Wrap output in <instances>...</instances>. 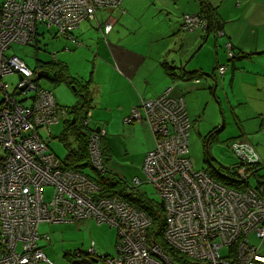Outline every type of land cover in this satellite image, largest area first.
I'll use <instances>...</instances> for the list:
<instances>
[{"label":"built area","instance_id":"1","mask_svg":"<svg viewBox=\"0 0 264 264\" xmlns=\"http://www.w3.org/2000/svg\"><path fill=\"white\" fill-rule=\"evenodd\" d=\"M124 0H4L0 12V78L18 73L15 91L0 82L4 97L0 104V264H53L38 241L41 223L78 222L92 218L116 228L117 255H96L94 244L77 257L98 258V264H176L165 250L151 241L153 222L144 210L118 196H102L97 180L78 170L62 168L50 151L54 125L68 118L54 92L37 83L36 73L9 50L14 44L29 45L37 40L38 26L55 29V36L73 38L86 21L100 10L118 9ZM264 2V0H263ZM181 29L204 35L208 20L201 14H185ZM115 21L106 18L105 40ZM219 36L222 32H218ZM228 59L235 53L227 44ZM228 65H219L221 76ZM199 82V79H196ZM172 88L156 98L141 97L125 122H144L154 136L155 146L145 157L143 179L136 177L132 188L152 184L164 202V241L195 264H264V183L257 168L262 158L253 143L233 141L230 148L239 159L230 170L249 185L238 190L196 170L189 156L192 125L184 97H173ZM18 92V93H16ZM33 92L30 103L27 95ZM19 97L22 99L20 100ZM88 112L83 125H91ZM90 135L89 161L94 171H107L102 151L105 131ZM252 177L258 185L251 184ZM51 189L47 198L46 189ZM253 238L261 240L259 245ZM82 251V252H81ZM96 264V263H95Z\"/></svg>","mask_w":264,"mask_h":264},{"label":"crops","instance_id":"2","mask_svg":"<svg viewBox=\"0 0 264 264\" xmlns=\"http://www.w3.org/2000/svg\"><path fill=\"white\" fill-rule=\"evenodd\" d=\"M141 1L144 0H124L118 9L100 10L95 20L84 22L73 33V38H64L65 52H71L72 44L82 47L83 43H89L87 52L94 54L96 60L95 73L89 79L72 73L67 62L62 61L63 56L59 52L57 55L61 59L57 62L74 78L90 81L94 100L88 112L97 124L94 127L105 131L102 148L106 160L111 159L112 165L119 161L137 167L144 164L146 154L155 146L154 136L144 122L126 123L125 119L141 97L156 98L170 87L173 97H184L191 133L202 141L208 139L211 145L215 140L223 142L224 124L220 127V123L224 120L227 124L228 112L235 114L239 107L241 116H235L240 133L231 134L228 140L252 143V137L247 135L255 130L246 122L264 129L263 0H206L209 13L222 32L219 36L212 29L207 37L199 30L187 33L181 29L185 14L202 11L201 0H172L175 6L168 9L181 15L177 23L169 16L170 11L163 16V10L157 12L154 8L132 20ZM109 16L115 24L107 41L102 28ZM162 19L166 23L162 24ZM227 44L237 56L231 62ZM219 65H228L223 76L217 71ZM213 75L218 76L217 83ZM55 96L57 103L62 104L61 95L56 92ZM2 99L0 96V104ZM257 150L263 153L260 147ZM141 174L144 177L142 171Z\"/></svg>","mask_w":264,"mask_h":264},{"label":"rangeland","instance_id":"3","mask_svg":"<svg viewBox=\"0 0 264 264\" xmlns=\"http://www.w3.org/2000/svg\"><path fill=\"white\" fill-rule=\"evenodd\" d=\"M3 1L4 0H0V5L1 3H3ZM127 1L129 0H125V2ZM171 6H175L172 0L141 1L140 6H136L133 11L132 20H136L137 18H139V15L141 13L145 15L146 13L152 12V8L157 9V12L163 10V16H166L167 12L170 11L168 8ZM169 16H172L173 20L176 23L179 22V19L181 17V15L174 12H171ZM157 20H159V18H157ZM162 20V24L166 23L164 22L165 19ZM54 33L55 29H48L45 26H38L37 40L34 43H31L29 45L14 44L12 48H10L9 53L16 54L21 57L25 61V63L34 70L37 67L38 61L57 62V60H61L57 57L59 52V54L64 58L62 59V61L64 60L65 62H67L72 73L78 75L76 73L78 72L86 79H89L91 76H93L96 68V60L94 54L87 52V50L89 49V43H83L82 47H77L76 44H72L70 46L71 52H68V50H66L65 52L64 48L66 40H64V37H54ZM102 39L101 41L105 43V40ZM109 40L110 37L108 36L107 41ZM35 44H37L38 47H35ZM19 79L20 75L18 73H14L11 75L2 76L0 78V82L8 83L10 86L9 91L11 93L15 91ZM39 84L44 88L52 90L55 94L56 92L59 93L61 95L60 99L62 98V104L64 106L71 107L73 104H76L77 98L73 92L75 89L68 86V84H53L47 79H40ZM32 95L33 92L28 93L27 98L29 99H27V103H30V97ZM0 96H2V98L4 97V93L1 91ZM19 99L21 100L22 98L19 97ZM62 104L60 103L61 106H63ZM237 110H235V114H233L231 111L228 112L230 120H228L227 124H225L224 120L220 123V127L224 124L222 134V136H224L222 138L223 142L215 140L211 145L209 144L208 139L204 142L201 138L191 133L192 135L190 136L189 150L191 160L196 170L203 169L206 171L209 168H213L215 166L219 170H225L231 168L233 164L239 162V159L233 154L230 148L233 140H228L229 138H231L228 137L231 134L240 133L239 123L236 121V116H241L242 109L238 107ZM91 125L97 126L94 119L91 121ZM246 125L255 130V132L248 134L247 136L252 137L251 140L255 143L256 147H260L263 152L260 153L257 150L262 158V168L258 171V176L264 183V129H257L251 121L246 122ZM64 127L65 120L62 119L59 124H56L52 127L50 135L48 134L47 130H42L44 138L50 139V151L54 153L59 159H65L67 156V151L77 146V142L69 132L65 133L67 136V140L62 141L60 137L64 131ZM104 127H106V125H104ZM2 155H4V149L0 146V156ZM209 163H213L215 166L209 165ZM105 165L107 170L109 172L111 171V174L126 180L130 187L134 185L133 180L135 176H140V178L143 179V176L141 174V171L143 173V165H138L137 167L136 165H127L122 161H119V164L116 162L114 163V165H112L111 159L106 160ZM83 172L88 175L91 174L93 177L98 178L97 174L89 166L85 168ZM250 181L253 186L258 185L256 178L252 177ZM139 190L143 193H146L150 200L157 203L161 201L158 192L152 184H143L139 186ZM46 195L47 198L50 197V188L46 189ZM38 230L40 235H49V240L42 238L38 241V243L46 250V255L49 256V258L53 261V264H75L74 261L79 257L77 259H74L73 262H66L63 259H67V255H73L75 251H77V253H79L80 250L87 252L91 248L92 244H94L97 252L96 255L98 257L117 255L118 234L116 228L110 226L107 223L99 225L92 218L78 222L41 223ZM252 243L259 245L261 243V240L253 238ZM262 246V253L264 254V242L262 243Z\"/></svg>","mask_w":264,"mask_h":264},{"label":"trees","instance_id":"4","mask_svg":"<svg viewBox=\"0 0 264 264\" xmlns=\"http://www.w3.org/2000/svg\"><path fill=\"white\" fill-rule=\"evenodd\" d=\"M201 1L203 2V9L199 14L205 17L208 20V24H209L208 32L207 34L204 35V37L205 36L207 37L212 29H215L218 35L219 29L216 26L215 21H213L212 19L213 17L209 13V6L206 0H201ZM0 10H1V5H0ZM35 47H38L37 44H35ZM236 57L237 56H234V58L231 61H233ZM165 65L169 67L168 64ZM34 71L35 72L47 71L50 73H56L55 80L54 82H52L53 84L65 83L68 84V86L73 87L75 89L73 92L77 98V102L72 107H64L68 111L69 117L65 121L64 131L60 138L62 139V141H66L67 136L65 133L69 132L76 139L77 146L75 148L69 149L67 151L66 158L65 159L60 158V160L63 169L78 170L84 173L83 171L85 168H87L88 166L91 167V163L89 161L88 143H89L90 135L94 130L92 129L93 128L92 126H88L86 128V126H84L82 123L83 119L87 116L90 107H92V103L94 100L93 88L91 87L90 81L84 82L79 80L78 78H74L71 74H69L65 66H62L56 61H54V63L38 61L37 67L34 69ZM36 81L37 83H39V80ZM71 112L75 117L74 124H71L72 122ZM236 140H243V139H236ZM103 155L106 163V156L104 154V151H103ZM209 165H214V164L209 163ZM258 165H262V163ZM258 169L260 170L261 167L259 166L257 170ZM206 171H208V174L213 179L223 183L225 186L236 188L238 190H243L249 187L247 183L242 182L240 179H238V177H236L237 175L235 174L236 171L235 170L232 171L230 170V168L225 170L223 169L219 170L215 166L213 168H209ZM94 172L97 174L98 178L93 177L91 174L89 175L86 173L84 174L98 181V183L102 186V190H103L101 192L102 196L121 197L126 202L133 204L139 209L144 210L148 213V215L150 216L153 222V226L152 228H150V232H149L151 241L159 244L165 250V252L169 254V256L173 259V261L176 264H195L194 261L190 260L189 258L182 256L176 251L174 252V249H172V247L169 246L164 241L162 237V231L164 229V214H163L164 211L160 205V202L157 203L155 201L150 200L146 193L141 192L138 188L130 187L129 184L124 179H121L113 174H108V171H106L104 175L96 171ZM76 253L77 251H75L73 255L68 254L66 258H68V260L73 262L75 257L76 259L78 258L76 256Z\"/></svg>","mask_w":264,"mask_h":264},{"label":"water","instance_id":"5","mask_svg":"<svg viewBox=\"0 0 264 264\" xmlns=\"http://www.w3.org/2000/svg\"><path fill=\"white\" fill-rule=\"evenodd\" d=\"M219 30H221V26L219 27ZM213 76H215V75H213ZM55 77H56V73H50L47 71H37L36 79L37 80L47 79L48 81H50L52 83V82H54ZM20 78H21V76H20ZM217 79H218V76H215L214 77L215 83H217ZM71 120H72L71 124H74L75 123V117H74L73 113L71 116ZM100 130H101L100 127H96L97 132H99ZM160 205H161L162 209H164V202L162 200L160 201ZM97 262H98V258H96L94 256H92L91 258L81 257V258H78L77 260L74 261L75 264H95Z\"/></svg>","mask_w":264,"mask_h":264},{"label":"clouds","instance_id":"6","mask_svg":"<svg viewBox=\"0 0 264 264\" xmlns=\"http://www.w3.org/2000/svg\"><path fill=\"white\" fill-rule=\"evenodd\" d=\"M18 56V55H17ZM21 58V57H20ZM22 59V58H21ZM33 70V69H32ZM34 71V70H33ZM35 72V71H34ZM36 73V75H37V72H35ZM81 258V257H80Z\"/></svg>","mask_w":264,"mask_h":264},{"label":"bare ground","instance_id":"7","mask_svg":"<svg viewBox=\"0 0 264 264\" xmlns=\"http://www.w3.org/2000/svg\"><path fill=\"white\" fill-rule=\"evenodd\" d=\"M236 174V173H235ZM237 177V176H236ZM238 180V179H237ZM175 252V251H174Z\"/></svg>","mask_w":264,"mask_h":264}]
</instances>
